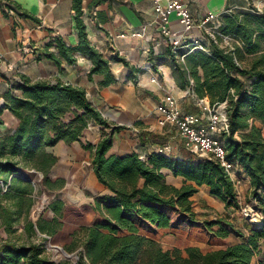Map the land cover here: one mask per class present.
Instances as JSON below:
<instances>
[{
  "label": "trees",
  "instance_id": "obj_1",
  "mask_svg": "<svg viewBox=\"0 0 264 264\" xmlns=\"http://www.w3.org/2000/svg\"><path fill=\"white\" fill-rule=\"evenodd\" d=\"M105 1L92 0L90 8ZM83 4L84 0H73L78 46L69 47L62 38H55L47 45L46 58L58 66L63 62L74 65L80 54L93 63L90 78L104 76L102 86L107 87L116 82L112 61L130 65L122 58L108 60L91 43ZM224 23L223 34L240 39L242 47L236 46L231 51L212 43L211 54L197 51L190 56L188 66L181 67L191 72L198 99L207 97L212 106L226 104L230 122V135L223 140L227 160L250 178L252 197L262 216L259 215L260 229L247 227L249 234L245 237L225 221H205L203 225L210 231L219 227L216 233L219 238L235 233L247 241L207 254L189 247L187 257L180 250L164 251L156 239L142 234L141 226L170 229L174 226L173 212L195 221L191 199L199 187L207 186L211 196L227 208L238 207V193L225 168L214 159L198 156L191 162L174 160L161 153H153L146 160L137 153L109 156L115 134L126 127L113 126L107 121L85 89L61 80L32 82L22 75L4 96L0 108V112L9 110L19 121L14 131L0 139V181L6 186V191L0 186V228L5 227L12 234L22 219L29 220L35 205V187L30 177L42 174L43 185L51 194L65 187V179L50 178L58 158L48 149L60 142L68 145L80 142L93 125L110 130L103 133L96 145H83L92 155V167L99 183L109 194L97 199L104 220L80 229L75 243L66 249L75 252L82 248L76 261H56L47 256L43 245L18 244L8 239L0 240V264H252L255 252L264 242V136L256 125V122L264 124V54L251 68L239 64L246 53H258L263 46L264 15L225 14ZM53 47L56 52L51 51ZM171 52L177 53L172 49ZM164 169L171 170L175 177H183L184 185L178 188L168 184ZM48 210L55 214L53 221L40 218L36 227L51 237L58 232L57 226H62L66 207L64 202L56 200ZM36 227L29 221L27 230L36 234ZM260 264H264V254Z\"/></svg>",
  "mask_w": 264,
  "mask_h": 264
},
{
  "label": "crops",
  "instance_id": "obj_2",
  "mask_svg": "<svg viewBox=\"0 0 264 264\" xmlns=\"http://www.w3.org/2000/svg\"><path fill=\"white\" fill-rule=\"evenodd\" d=\"M183 1L189 6L198 25L187 33L178 19L173 17L172 36L184 37L189 41L199 40L205 51L192 46L189 49L179 48L176 54L171 52L161 34L153 4L146 0H106L94 8H90L92 0H84V20L91 43L108 60L122 58L130 65L126 67L121 62L112 61L116 82L105 87L102 86L104 76L93 75L90 78L93 63L80 54L74 65L63 62L62 66H58L46 58L47 45L55 38H62L69 47L75 48L79 44L73 0H0V101L5 102L4 96L22 75L32 82L61 80L85 89L90 101L107 121L113 126L127 128L115 134L109 156L124 157L137 153L146 160L149 155L158 153L159 148L167 147L166 156L185 162L195 161L175 127L162 128L158 125L156 108L167 95L172 94L185 113L199 114L201 110L190 94L194 79L191 72H185L181 66H188L190 56L197 51L211 54L212 43L231 51L236 46L242 47L240 39L223 34L224 15H264V0ZM210 13L215 15V19L208 28L217 33L215 38L209 29L199 26ZM30 47H35V50ZM51 51L56 52V49L53 47ZM263 54L264 44L258 53H246L239 65L251 68ZM38 56L42 59L38 60ZM200 76L203 77L201 69ZM203 99L210 103L209 98ZM18 124L19 121L9 110L0 112V139L7 132L14 131ZM256 125L262 129L264 136V124L256 122ZM104 132L109 133L110 130L93 125L80 142L70 145L60 142L49 148L48 152L53 153L58 162L68 160L77 169L76 173H84L80 166L92 161V155L83 145H96ZM235 172L245 183L248 182L252 190L250 178L243 170L236 167ZM163 173L168 184L178 188L184 185L185 179L175 177L171 170L164 169ZM64 178L70 186L74 184L72 180H75V174L73 172ZM85 178L87 190L91 192L92 185L101 195L109 194L106 187L99 183L93 169L81 179ZM196 195L208 206L223 205L211 196L207 186L199 187ZM16 225L13 230H16ZM1 230L0 240L16 242L5 227ZM196 247L201 248L199 245Z\"/></svg>",
  "mask_w": 264,
  "mask_h": 264
},
{
  "label": "rangeland",
  "instance_id": "obj_3",
  "mask_svg": "<svg viewBox=\"0 0 264 264\" xmlns=\"http://www.w3.org/2000/svg\"><path fill=\"white\" fill-rule=\"evenodd\" d=\"M86 163L87 164L80 166L84 173H76L77 169L75 170V167L73 168L68 160L59 161L51 172L50 178L53 181L58 178L65 179L64 177H67V175H71V173L74 172L75 178L73 179L75 180H72L74 184H70L69 186L65 179V187L53 194L45 189L42 182V174L37 173L34 177H30L35 187V205L31 210L29 220L22 219L18 225H16V230H14L11 235L14 241L18 244L35 243L43 245L46 249L47 256L56 261L67 259L63 255L61 249L73 256L68 260H77V256L79 252L82 251V248L79 247L75 252H68L66 250L75 243L78 236L77 232L83 227L96 226L104 220L102 210L97 207V199L104 197L105 194L101 195L97 189L92 188V185H90V189L92 190L90 192L86 188V178L81 179L93 169L92 161H87ZM237 179L240 182L235 184V189L238 193V207L227 208L224 204H215V206L213 205L211 207L208 206L207 202L196 195L198 197H192L193 209L196 213L195 221H189L173 212L174 226L172 228L156 230L154 227L144 224L140 228L142 234L146 237L156 239L161 244L164 251L174 252L180 250L184 257H187V248L196 247V245H199L201 247L199 249L204 254H207L245 243L247 238H241L235 233H232L229 237L224 239L219 238L216 236V233L219 230L218 226L210 231L203 225L205 221H225L227 224H232L236 230L238 229L243 232L245 237L249 234L247 227L260 229L262 220L259 215L261 216V214L256 208L257 203L252 197V190L249 189L248 182L245 183L246 181H244L243 178L238 176ZM77 181L79 182L77 183ZM56 200L64 202L66 207V217L61 220L62 226H57L58 232L56 235L50 237L42 234L36 226L40 218H44V220L48 222L53 221L55 214L51 210H48V207ZM29 221L35 224L37 231L36 234H31L27 230ZM1 229L2 228H0V230ZM263 254L264 242L263 245L260 246V249L255 252L252 264H260Z\"/></svg>",
  "mask_w": 264,
  "mask_h": 264
},
{
  "label": "built area",
  "instance_id": "obj_4",
  "mask_svg": "<svg viewBox=\"0 0 264 264\" xmlns=\"http://www.w3.org/2000/svg\"><path fill=\"white\" fill-rule=\"evenodd\" d=\"M146 1L153 4L161 34L165 37L167 46L173 51H178L179 48L189 49L192 46L205 51L199 40L189 41L184 37L173 38L172 36L171 22L173 17L178 19L187 33L198 25L187 3L183 0ZM213 19H215V15L210 13L201 20L199 26L209 29L212 37L215 38L217 33L215 34L211 28H208ZM30 49L35 50V47H30ZM190 94L193 95L201 110L199 114L185 113L177 98L169 94L156 108L158 125L162 128L175 127L185 147L193 155L214 159L225 168L234 184L240 183L235 172L236 166L227 160V150L223 141L226 136L230 135L226 104L212 106L205 99H198L193 90L190 91ZM3 105V102L0 101V108ZM167 150V147L159 148L158 153L166 154ZM0 186L6 191V186L2 181H0Z\"/></svg>",
  "mask_w": 264,
  "mask_h": 264
},
{
  "label": "water",
  "instance_id": "obj_5",
  "mask_svg": "<svg viewBox=\"0 0 264 264\" xmlns=\"http://www.w3.org/2000/svg\"><path fill=\"white\" fill-rule=\"evenodd\" d=\"M4 104V103H3ZM3 108V106L1 107ZM63 255L67 258V259H71L73 256L72 255H69L65 250L61 249Z\"/></svg>",
  "mask_w": 264,
  "mask_h": 264
}]
</instances>
